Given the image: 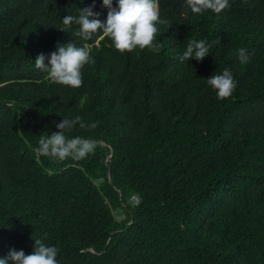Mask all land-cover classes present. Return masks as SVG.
I'll use <instances>...</instances> for the list:
<instances>
[{"label": "trees", "instance_id": "16d2710c", "mask_svg": "<svg viewBox=\"0 0 264 264\" xmlns=\"http://www.w3.org/2000/svg\"><path fill=\"white\" fill-rule=\"evenodd\" d=\"M93 2L0 0V258L41 239L58 264H264V0L218 14L158 0L161 50L123 54L102 29L60 30ZM93 11L106 23L103 0ZM191 39L210 53L181 62ZM68 43L90 50L79 88L35 67ZM225 68L237 86L219 100L207 79ZM76 116L86 127L65 135L94 152L38 155L40 137Z\"/></svg>", "mask_w": 264, "mask_h": 264}, {"label": "clouds", "instance_id": "9594fccd", "mask_svg": "<svg viewBox=\"0 0 264 264\" xmlns=\"http://www.w3.org/2000/svg\"><path fill=\"white\" fill-rule=\"evenodd\" d=\"M103 6L109 9L106 23L91 18L99 15L93 11L94 0L92 7L80 9L78 16L64 17L62 20L64 27L60 30L66 31L75 24L78 27L71 32L72 36L90 40L94 33L102 29L103 34L112 41L114 48L121 54L131 52L137 47L141 50L147 48L156 53L161 50L162 44L155 43L159 31L157 24H164L167 21L160 19L158 0H118V10L113 7V0H103ZM186 7L194 14L206 11L218 14L229 7V0H186ZM211 47L206 40L191 39L179 59L181 62L192 58L203 61L210 53ZM237 52L240 62L247 63L249 59L247 50L240 48ZM89 62L92 60L87 46L77 47L74 43H68L58 45L57 51L51 54L49 64H45V56L41 54L35 60V67L47 71L48 79L54 84L79 88L83 84L82 69ZM207 84L215 91L219 100L229 98L237 86L228 68L221 74H214L208 78ZM77 124L81 128L86 127L79 116L74 119L64 118L56 125L59 131L40 137L37 154L62 162L69 157L80 160L93 153L96 147L93 140L79 136L66 137L65 132ZM87 126L95 128L97 124ZM57 255V247L47 246L41 239H35L34 251L31 254L26 255L23 250L12 249L6 257L0 258V264H58Z\"/></svg>", "mask_w": 264, "mask_h": 264}, {"label": "water", "instance_id": "95a60500", "mask_svg": "<svg viewBox=\"0 0 264 264\" xmlns=\"http://www.w3.org/2000/svg\"><path fill=\"white\" fill-rule=\"evenodd\" d=\"M110 180H111V182L113 181L111 176H110Z\"/></svg>", "mask_w": 264, "mask_h": 264}]
</instances>
